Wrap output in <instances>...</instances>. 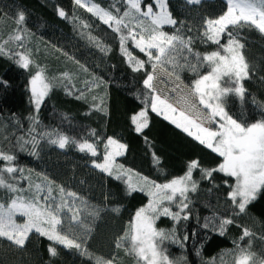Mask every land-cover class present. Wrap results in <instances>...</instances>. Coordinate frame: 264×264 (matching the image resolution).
I'll return each mask as SVG.
<instances>
[{
  "label": "trees",
  "instance_id": "16d2710c",
  "mask_svg": "<svg viewBox=\"0 0 264 264\" xmlns=\"http://www.w3.org/2000/svg\"><path fill=\"white\" fill-rule=\"evenodd\" d=\"M82 3L86 7L77 6L75 0H0V46H4L0 53V80L8 84V87L0 85V151L13 155L12 166L24 170L14 176L3 173L6 183H15L20 191L10 192L0 187V203H10L17 195L31 198L36 195V185L43 190L40 200L49 187L58 203L60 188L65 194L76 193L74 201L65 195L73 211L63 210L69 217L66 215L58 230L62 235L78 238V242L82 239V249L87 255L55 244L57 255L51 256L48 248L54 242L33 230L20 247L0 238V264H97L98 260L137 264L138 258L127 250L129 242L123 241L117 247V240L128 231L135 211L148 203L147 191L137 189L129 194L123 181L94 170L90 156L79 152L74 145L61 150L48 143L49 138L43 136L46 132L62 133L76 141L85 138L94 141L90 137L94 130L103 139H118L126 145V150L116 158V163L130 169L134 179L138 175L158 184L183 175L193 159L204 169H214L222 163L217 153L151 111L154 92L143 85L145 73L153 71L151 64L132 71L120 51L121 33L113 32L87 11L88 6L98 4L114 15L119 9V15H123L125 7L121 0H82ZM167 4L178 23L161 26V30L185 40L191 38L193 44L192 53L171 52L172 62L166 59L161 67L175 79L179 76L178 81L191 89L195 79L211 70L200 58L218 50L215 45L201 41V25L204 19L222 15L226 1L202 0L197 6H189L185 0H167ZM58 8L64 10L66 17L58 15ZM21 11L26 17L23 30L15 23ZM140 19L145 25L149 23ZM125 23L134 31L139 29L135 19L129 18ZM238 32L244 44L241 51L250 68L249 76L241 81L245 96L241 99L230 94L223 101L225 110L234 119L251 124L264 120V35L248 28ZM122 34L127 35V30ZM17 35L21 37L19 41L15 39ZM226 42L227 37L222 34V43ZM98 44L109 50L101 51ZM127 48L137 59L147 61L146 54L134 48L130 41ZM22 50L28 54L29 68L20 67L13 59ZM37 70H42L50 83L48 95L38 110L28 90L31 75ZM223 83L233 86L231 82ZM141 110H146L148 126L142 133H136L131 117ZM33 136L37 141V156L31 155V144L24 149L20 147L23 140L30 141ZM99 151H103L102 144ZM153 153L159 164L153 163ZM5 166L0 161V168ZM193 179L197 190L188 194L189 219L176 222L162 217L156 222L158 229L174 228L180 240L188 236L183 247L170 242L164 245L170 259L177 264H184L181 257L186 258L187 264H232V250L249 244L250 251L264 259V189L246 206L245 213L237 215L227 196L234 178L214 172L211 179L202 180L197 169L193 171ZM166 206L177 210L175 205L166 203ZM97 210L98 215L92 216ZM73 213L79 216L80 223L71 219ZM222 219H234V222L220 235ZM84 225L91 231L82 236ZM244 228L251 236L241 240Z\"/></svg>",
  "mask_w": 264,
  "mask_h": 264
},
{
  "label": "snow or ice",
  "instance_id": "6c2138e0",
  "mask_svg": "<svg viewBox=\"0 0 264 264\" xmlns=\"http://www.w3.org/2000/svg\"><path fill=\"white\" fill-rule=\"evenodd\" d=\"M121 2L125 7L123 15H119V9H116L117 14L114 15L112 11L105 10L98 4L88 6L87 11L98 17L113 32L121 33L119 36L120 51L127 58L132 71H139L149 63L153 70H156L165 63L166 59L167 62H172L169 58L171 52L186 50L192 53L190 45L193 44V39L185 40L179 35H169L161 30V26H175L178 23L168 10L167 0H121ZM185 3L189 6H197L202 3V0H185ZM75 4L86 7L82 0H75ZM57 13L60 17H66L63 9L58 8ZM141 17L149 23L145 25ZM129 18L137 20L139 34L125 23ZM25 20V14L21 11L15 23L22 28ZM201 27L203 28L201 41L215 45L218 50L205 54L202 58L198 53L195 55L200 58L201 63L209 65L211 70L207 75H201L195 79L188 95L181 98L183 110L177 112L172 104L153 94L151 95V111L162 115L165 120H170L200 145L217 153L222 158V163L218 167L204 169L200 167L197 159H193L188 162L187 170L183 175L167 183L158 184L149 181L147 177H138V175L134 179V174L130 169H124L122 165L116 163V158L123 156L126 150V145L118 139L113 137L103 139L94 130L90 133L94 141L89 138L76 141L57 132L43 134L49 138L48 143L61 150L71 144L79 152L89 155L91 167L94 170H99L118 182L123 181L129 194L137 189L141 192L147 191L148 203L135 211L128 231L117 240V247H120L123 241L129 242L130 247L127 250L138 258L137 264L141 262L142 264H177V261L170 259L166 254L164 245L170 242L183 247L188 236L180 240L176 237L174 228L169 231L158 229L156 222L162 217L176 222L189 219L188 194L197 190V182L193 179L194 170L199 169L202 180L211 179L214 172L234 178L235 183L229 185L230 191L227 192V196L234 210H237V215L245 213L246 206L254 201L257 194L264 189V120L251 124L238 122L225 110L223 101V98L230 94L241 99L245 96L241 81L249 76L250 68L241 51L244 44L241 43L238 29H254L264 35V0H226V11L217 18L204 19ZM124 29L127 30V35L122 34ZM222 34L227 37L226 43H222ZM15 39L19 41L21 37L17 35ZM129 41L134 48L146 54L147 61L139 60L132 55L127 48ZM100 47L103 52L109 50ZM3 48L4 46H0V53L3 52ZM13 59L22 68L30 67L28 54L24 50L16 53ZM192 70L195 71V66H192ZM145 77L143 85L154 92V73L147 72ZM176 79L179 80V76H176ZM222 81L231 82L233 86H224ZM0 85L8 87L7 82L3 80H0ZM49 88L50 83L47 82L42 70H37L31 75L28 90L37 110L48 95ZM194 98H198V104ZM131 120L135 125L136 133H142L143 129L148 126L147 113L143 110L133 115ZM211 125H215V130ZM29 144L32 149L31 155L37 156V141L34 136L30 141L23 140L20 147L24 149ZM100 144L103 145L102 153L99 151ZM14 159L13 155L0 151V161L6 165L0 168V187H6L10 192H19L17 185L6 183L3 175L7 173L14 176L17 172L24 171L12 166ZM159 162V158L153 153V163L159 164ZM35 187L36 195L31 198L17 195L11 199L10 203H0V238H6L12 245L20 247L25 244L30 232L34 230L40 236L54 242L48 248L51 256L57 255L55 244L67 249L79 250L82 255H87L86 250L82 249V239L78 242V238L62 235L58 230L61 225L62 210L73 211L65 195L74 201L77 199V194L71 191L65 194V190L60 188L59 203H55L52 189L49 187L41 203L39 194L43 190L40 185ZM166 203L175 205L177 210L173 211L171 207L166 206ZM113 211H118V209H113ZM96 215H98V210L92 213V216ZM17 216L23 218L22 223L17 221ZM71 219L80 223L76 213H73ZM233 222L234 219H222L219 224V234L223 235V229ZM83 227L82 236L90 233L91 229L87 225ZM204 227L207 228L208 225L205 224ZM250 236V231L244 228L240 239L243 240ZM250 248L251 244L248 247L238 245L232 250L234 252L232 264H264V259L257 258ZM180 259L187 264L185 257ZM97 264H113V261L98 260Z\"/></svg>",
  "mask_w": 264,
  "mask_h": 264
},
{
  "label": "rangeland",
  "instance_id": "374dc122",
  "mask_svg": "<svg viewBox=\"0 0 264 264\" xmlns=\"http://www.w3.org/2000/svg\"><path fill=\"white\" fill-rule=\"evenodd\" d=\"M136 32L139 34L140 29H137ZM152 72L154 73V77H155L154 81H153L154 86H155L154 87V94L158 95L160 97V99L165 100L167 103L172 104V106L177 109V112L183 110V107L181 104V98L188 95L190 88L186 87L180 81L176 80L169 73H167L162 67H159L158 69L153 70ZM207 74H205V75H207ZM223 82L224 81H222V83ZM194 99H196V102L198 104V98H194ZM200 107L203 108V106H200ZM141 111H139V112H141ZM143 111L146 112V110H143ZM170 115H171V113H170ZM168 121H170V120H168ZM206 126H209V125L206 124ZM211 126L213 127V130H215V125H211ZM46 194L47 193H45V195ZM53 197L55 198V203H58L57 202L58 200H56V197L55 196H53ZM41 200L43 203V199H41ZM63 210L61 212V222H63L62 220L65 219L66 215L68 216V213L65 212V214H64ZM17 221L19 223H22L23 218L17 216Z\"/></svg>",
  "mask_w": 264,
  "mask_h": 264
}]
</instances>
